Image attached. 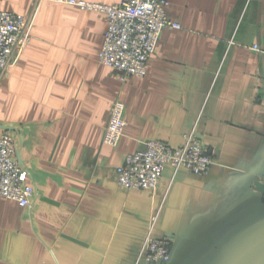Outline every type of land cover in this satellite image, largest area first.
<instances>
[{"label": "crops", "instance_id": "0c3cea01", "mask_svg": "<svg viewBox=\"0 0 264 264\" xmlns=\"http://www.w3.org/2000/svg\"><path fill=\"white\" fill-rule=\"evenodd\" d=\"M166 1L181 28H164L146 74L125 82L98 62L104 13L40 3L31 41L0 77V130L15 135L35 191L28 207L0 196V264H147L158 209L165 264H264V0ZM34 3L0 10L26 15ZM116 99L127 123L112 147L102 139ZM191 130L214 157L206 173L167 166L154 192L117 183L142 142L176 148Z\"/></svg>", "mask_w": 264, "mask_h": 264}, {"label": "built area", "instance_id": "2783aa9c", "mask_svg": "<svg viewBox=\"0 0 264 264\" xmlns=\"http://www.w3.org/2000/svg\"><path fill=\"white\" fill-rule=\"evenodd\" d=\"M42 1L75 5L106 15L107 28L98 62L114 70L122 82L131 76L143 77L146 74L148 60L155 53L164 28H181L178 22L167 15L166 0H120L112 5L80 0H35L33 8L26 15L0 10V77L7 68L16 65L21 51L31 41V30ZM252 49L262 52L258 46ZM126 123L125 105L116 99L111 103L110 118L102 142L117 146ZM212 164L214 157L191 130L176 148L160 140L142 142L117 167L116 180L127 189L154 192L167 166L174 172L186 169L195 175H202ZM28 178V172L16 156L15 135L10 130H0V196L22 207L30 206L35 191ZM159 211L151 215L139 253L147 264H165L171 255L172 241L168 237L156 238L153 234Z\"/></svg>", "mask_w": 264, "mask_h": 264}, {"label": "water", "instance_id": "95a60500", "mask_svg": "<svg viewBox=\"0 0 264 264\" xmlns=\"http://www.w3.org/2000/svg\"><path fill=\"white\" fill-rule=\"evenodd\" d=\"M254 189L262 190L263 189V184L260 183V182H255L254 183Z\"/></svg>", "mask_w": 264, "mask_h": 264}]
</instances>
